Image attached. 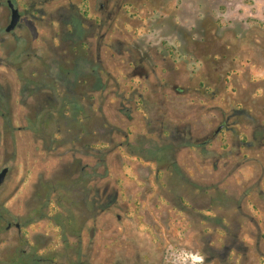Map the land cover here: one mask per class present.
<instances>
[{
    "label": "rangeland",
    "instance_id": "obj_1",
    "mask_svg": "<svg viewBox=\"0 0 264 264\" xmlns=\"http://www.w3.org/2000/svg\"><path fill=\"white\" fill-rule=\"evenodd\" d=\"M11 1L0 264H264V0Z\"/></svg>",
    "mask_w": 264,
    "mask_h": 264
},
{
    "label": "flooded vegetation",
    "instance_id": "obj_2",
    "mask_svg": "<svg viewBox=\"0 0 264 264\" xmlns=\"http://www.w3.org/2000/svg\"><path fill=\"white\" fill-rule=\"evenodd\" d=\"M8 1H10L13 4V6L15 8H17L11 0H4L5 6L7 8V13L5 15L4 14L3 15L2 14L0 15V20L2 19V21H3L2 22L3 26L0 27V29L3 28L4 32L7 33V34L8 33H11L16 27L19 26V22H20L19 20H20V17L22 15V13L17 8L18 9V12H19V20H18L17 24L15 25V27L12 30L6 31L5 28H6V26L8 25V23L10 21V14H11V8L8 6ZM2 2L3 1L0 0V5L2 4ZM0 132H1V129H0ZM7 173H8V171H7ZM5 178H6V176H5ZM91 202L93 203V200ZM60 217H61V214H56L55 217L53 216L52 218L55 221V223H56L57 220H59V221H57V224L56 225L62 231L63 224H62V222H60L61 221L59 219ZM0 220H3V218H2L1 215H0ZM26 222L28 223V221H26ZM22 226H23V222L20 223L18 221H14V222L8 221L6 223V225H5V230L6 231H9L11 229V227H14L15 228V235H14V237L16 239H18L19 234H21V228H22ZM16 239H15V245L12 248V251L9 253L10 254L9 260L7 262H3V264H52L53 263L51 257L49 255H46L45 253H39L38 250H37V248H36V246L29 247L27 249L26 248H19L18 245H17Z\"/></svg>",
    "mask_w": 264,
    "mask_h": 264
},
{
    "label": "trees",
    "instance_id": "obj_3",
    "mask_svg": "<svg viewBox=\"0 0 264 264\" xmlns=\"http://www.w3.org/2000/svg\"><path fill=\"white\" fill-rule=\"evenodd\" d=\"M79 70H80V68L77 65H74L70 69H64V70L60 67V72H62L63 77H65L63 80V87H64L65 92H63L61 94L57 93L55 95L56 101H54L52 103L48 102L47 106L45 105L44 108L42 107L38 112V114H40V116L44 115V114L49 115L50 110L55 111L60 115L66 114V111L68 109L71 110L72 113H74V114H72L73 116H75V114L79 113V111L81 109L77 103V95L74 91L70 90L73 87V81H71V80L74 79V77H77ZM70 74L72 75L71 77H69ZM66 76H67V78H66ZM59 79H60V77H59ZM74 84H76V83L74 82ZM93 88L96 89L97 87L93 86ZM148 148H150V149H148ZM147 149L150 152H154V150L153 151L151 150V146H147ZM148 150H147V152H148ZM46 187L49 188L48 185Z\"/></svg>",
    "mask_w": 264,
    "mask_h": 264
},
{
    "label": "water",
    "instance_id": "obj_4",
    "mask_svg": "<svg viewBox=\"0 0 264 264\" xmlns=\"http://www.w3.org/2000/svg\"><path fill=\"white\" fill-rule=\"evenodd\" d=\"M8 6L11 8V14H10V21H9L8 25L6 26V28H5L6 31L12 30L15 27V25L17 24L18 20H19V12H18V9L15 8L10 1H8ZM220 128H221V126H218L215 129V133ZM7 171H8V168L6 166H4V167H2L0 169V185L4 182L5 176L7 174Z\"/></svg>",
    "mask_w": 264,
    "mask_h": 264
},
{
    "label": "clouds",
    "instance_id": "obj_5",
    "mask_svg": "<svg viewBox=\"0 0 264 264\" xmlns=\"http://www.w3.org/2000/svg\"><path fill=\"white\" fill-rule=\"evenodd\" d=\"M196 259L202 264L203 257H196Z\"/></svg>",
    "mask_w": 264,
    "mask_h": 264
}]
</instances>
